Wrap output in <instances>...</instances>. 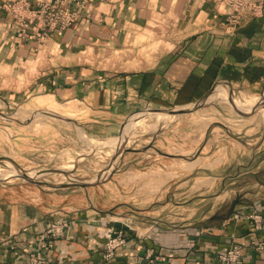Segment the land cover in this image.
<instances>
[{
  "label": "crops",
  "instance_id": "obj_1",
  "mask_svg": "<svg viewBox=\"0 0 264 264\" xmlns=\"http://www.w3.org/2000/svg\"><path fill=\"white\" fill-rule=\"evenodd\" d=\"M17 1L36 10L56 0H0L4 106H62L80 127L116 136L130 117L185 109L216 83L251 94L264 87V15L230 27L229 9L217 0H60L77 13L74 22L40 38L37 27H18L5 9ZM154 167L123 157L106 184L53 192L0 183V264H25L46 224L61 217L68 227L45 253L47 264H227L219 257L233 246L242 264H264V231L244 217L264 210V196L202 225L164 223L157 203L137 207L140 199L159 200L158 192L125 181ZM106 228L126 235L109 260Z\"/></svg>",
  "mask_w": 264,
  "mask_h": 264
},
{
  "label": "rangeland",
  "instance_id": "obj_2",
  "mask_svg": "<svg viewBox=\"0 0 264 264\" xmlns=\"http://www.w3.org/2000/svg\"><path fill=\"white\" fill-rule=\"evenodd\" d=\"M263 98L264 87L251 94L216 83L204 100L184 107L192 111L139 113L116 136L80 127L62 106L29 111L0 103V183L28 193L98 187L126 157L156 166L125 178L141 180L133 185L144 194L158 192L159 200L140 199L137 207L157 203L164 223L202 225L264 196Z\"/></svg>",
  "mask_w": 264,
  "mask_h": 264
},
{
  "label": "built area",
  "instance_id": "obj_3",
  "mask_svg": "<svg viewBox=\"0 0 264 264\" xmlns=\"http://www.w3.org/2000/svg\"><path fill=\"white\" fill-rule=\"evenodd\" d=\"M217 2L228 7L227 23L230 27L236 26L245 15L251 17L264 15V0H217ZM4 7L18 27L24 30L30 26L37 27L41 33L40 38L70 27L77 14L68 11L64 2L60 0L44 3L36 10L29 9L23 1H17ZM244 217L264 231V210H255L244 215ZM67 227L68 220L62 217L47 223L44 230L37 236L35 251L26 255L25 264H47L45 253L53 248L55 240L63 237ZM102 237L105 239V252L103 254L105 260L112 259L115 250L126 242L124 232H115L112 228H106ZM219 259L227 264H242L238 249L235 246L221 255Z\"/></svg>",
  "mask_w": 264,
  "mask_h": 264
},
{
  "label": "water",
  "instance_id": "obj_4",
  "mask_svg": "<svg viewBox=\"0 0 264 264\" xmlns=\"http://www.w3.org/2000/svg\"><path fill=\"white\" fill-rule=\"evenodd\" d=\"M212 90H213V87H212V89L207 93V95H208ZM207 95H206V96H207ZM206 96L203 97L200 101L204 100V99L206 98ZM200 101H198V102H200ZM198 102H197V103H198ZM198 105H199V104H198ZM194 108H195V107H193V108H191V109H188V110H186V109H177V110H165V111H167L168 113L182 114V113L190 112V111H192ZM149 112H156V110H155V111H149ZM88 185H91V184H88ZM81 186H82V187H86L87 185H86V184H81Z\"/></svg>",
  "mask_w": 264,
  "mask_h": 264
},
{
  "label": "bare ground",
  "instance_id": "obj_5",
  "mask_svg": "<svg viewBox=\"0 0 264 264\" xmlns=\"http://www.w3.org/2000/svg\"><path fill=\"white\" fill-rule=\"evenodd\" d=\"M258 99H259V98H258ZM263 99H264V98H263ZM255 103H256V102H254V103L252 102V104H250V105H253V104H255ZM258 103H259V102H258ZM262 104H263V103H262ZM262 104H261V105H262ZM245 105H248V104H245ZM255 105H256V104H255ZM242 107H243V106H242ZM254 108H255V107H254ZM256 109H257V108H256ZM262 112H263V111H262ZM162 117H163V116H162ZM161 120H162V118H161ZM158 122H159V120H158ZM129 134H130V133H129ZM121 149H122V148H121ZM116 155H117V154H116ZM113 160H114V159H113ZM13 173H14V172H13ZM7 174H8V173H7ZM10 174H11V173H10ZM14 174H15V173H14Z\"/></svg>",
  "mask_w": 264,
  "mask_h": 264
}]
</instances>
